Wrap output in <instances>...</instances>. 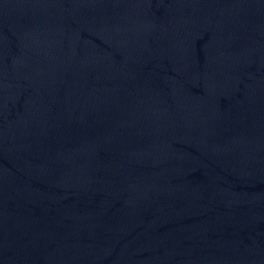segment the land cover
<instances>
[{
    "label": "water",
    "instance_id": "95a60500",
    "mask_svg": "<svg viewBox=\"0 0 264 264\" xmlns=\"http://www.w3.org/2000/svg\"><path fill=\"white\" fill-rule=\"evenodd\" d=\"M0 264H264V0H0Z\"/></svg>",
    "mask_w": 264,
    "mask_h": 264
}]
</instances>
